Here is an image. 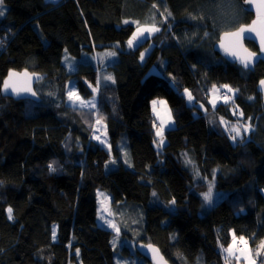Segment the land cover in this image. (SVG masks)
Instances as JSON below:
<instances>
[{"label": "trees", "instance_id": "obj_1", "mask_svg": "<svg viewBox=\"0 0 264 264\" xmlns=\"http://www.w3.org/2000/svg\"><path fill=\"white\" fill-rule=\"evenodd\" d=\"M3 6L0 89L10 71H45L33 72L40 76L37 102L0 93V264H115L112 233L96 222V191L108 193L112 185L123 198L114 213L142 234L136 245L157 247L169 264H225L217 244H228L231 232L250 246L264 239V107L256 91L264 63L244 71L213 49L224 32L251 21L244 0H62L57 6L3 0ZM151 25L160 31L127 48L137 26ZM110 51L114 60L105 56ZM64 53L78 60L76 69L62 63ZM97 55L101 64L88 62ZM157 62L208 111L188 106L168 79L148 75ZM98 79L111 156L91 139L97 109L67 103L69 82L87 100L93 93L85 81L95 86ZM213 85L232 88L231 103L211 109L203 92ZM153 98L167 100L175 122L159 150ZM221 118L250 125L249 136L233 142ZM53 161L57 171L50 172ZM210 183L225 196L199 215Z\"/></svg>", "mask_w": 264, "mask_h": 264}, {"label": "snow or ice", "instance_id": "obj_2", "mask_svg": "<svg viewBox=\"0 0 264 264\" xmlns=\"http://www.w3.org/2000/svg\"><path fill=\"white\" fill-rule=\"evenodd\" d=\"M245 4H249L255 7L256 9V19L252 21L251 24L245 25L241 24L238 28H236L234 31H226L221 35L220 41H219V47L221 50H223L224 54L226 56L232 57L234 61H238L245 69L249 68L250 65L254 63V58L257 57L256 52L249 51L245 46H244V41L246 39H251V36H247V34H253L256 39L259 41V48L260 52L264 53V0H244ZM3 5V0H0V17L5 15V12L2 8ZM153 7L155 8L156 5L154 4ZM165 11H167L165 9ZM195 19V17H193ZM125 24L129 23L128 20L123 21ZM160 29L156 27L155 25L151 26H137L136 31L133 32L131 38L128 39L127 41V46L128 48H134L140 38L145 37V33H147L149 36L154 33L158 32ZM118 47V46H117ZM147 51V50H146ZM145 53H141V60H143ZM107 57H114L116 56L115 51H110L105 54ZM94 59H97L98 62H102L104 57L98 56L94 57ZM65 63L69 65L71 68L72 61L70 60L69 57L65 56ZM23 77V80L19 79V77ZM32 75H30L27 72H24L22 74H18L16 72L10 71L8 74V78L4 80L3 82V87L2 90L5 93H8L9 90L11 93H14L15 95L19 96L22 92H27L31 94L32 96H36L37 93L32 90L31 88V82H32ZM38 79V77H37ZM104 80H112L111 75H104L103 76ZM114 82V81H113ZM85 83H88L89 87L92 89L93 97L91 100H85L83 99L78 91L76 90V87L74 84H71L68 86L66 95L67 99L70 103V106L73 107L74 109L77 107L79 108H90V109H97V119L95 121L96 125H101L103 117L99 115V110H98V105L96 101V96L95 94L98 92L100 88V81L99 79L97 80L95 86H93L91 83H89L87 80ZM259 86L262 90H264V80H261L259 82ZM222 88L226 89L227 92H234L232 88H230L228 85H222ZM211 96L213 99L209 100V103L215 105V99L217 95L219 94V89L213 85L211 89ZM51 95V94H50ZM184 95L187 97L189 102H192L193 96L191 92L186 88L184 90ZM232 98L228 95H223V100L227 103L231 100ZM251 99V97L249 98ZM153 110L156 112V105L160 104L162 106H165L166 109V102L164 100H159L156 101L154 100L153 102ZM234 103V101H233ZM203 108L204 105H201ZM238 111V109H237ZM235 114V112H234ZM157 118L160 120V124L157 127L154 123V127H156V136L158 138V147L159 145H162L164 143L163 141V135H164V129L166 124H170L172 122V116L171 112L166 110L164 115L161 116L160 112H156ZM240 116H243V113H240ZM221 123L224 124L225 121L223 118H221ZM250 125H245L243 123L240 124H233L230 126V129L226 128V130H230V139L233 142L237 141V138L242 137V131L243 133H248L250 131ZM99 131V128H94L93 129V136L92 139L98 140L101 144H104L108 146L109 148V155L111 156V146L107 145V140H106V134L104 138H101V136L96 135L95 133ZM154 143H157L154 141ZM127 163V160L125 161ZM110 163L115 164L117 163L116 159H111ZM48 169L50 172H55L57 171V168L55 166V161L51 162L48 164ZM103 195V194H100ZM153 196H156V193H152ZM108 199L107 196H104V200L106 201ZM213 200V184H209L208 190L206 193L203 194V201L205 204H211ZM171 204H175V200L170 201ZM8 212V219L12 220L13 219V210L11 207L7 209ZM111 213L107 208L103 206V201H101V208L98 209L97 212V219L100 220L103 224H105L108 228L113 229V231L116 233V237H114L113 241V246L115 247V239L120 236V228L117 227L116 223L113 222V220L108 219V216ZM51 235L52 239H56L57 235V229L54 226L51 230ZM243 245V247L239 248V252L243 256V259L245 261V264H256V261L251 258L249 248H248V241L245 239L244 236L236 237L235 234H233V243L234 244ZM141 247H144L143 245ZM149 251L153 252V261L154 264H164L163 262V257H160L159 260H157L158 251L152 247V245H147ZM229 254H232L234 252L233 246H229L227 249H225ZM262 252H264V240L260 241V244L257 246V255H260ZM76 255L79 256V249L76 250ZM237 260L240 259V256L236 257Z\"/></svg>", "mask_w": 264, "mask_h": 264}, {"label": "rangeland", "instance_id": "obj_3", "mask_svg": "<svg viewBox=\"0 0 264 264\" xmlns=\"http://www.w3.org/2000/svg\"><path fill=\"white\" fill-rule=\"evenodd\" d=\"M2 8H3L4 12L7 10L6 7L3 6V5H2ZM153 34L154 33H152L150 36H152ZM147 36H149V35L147 33H145V37H147ZM145 37L140 38V40L138 41V43L136 45H138ZM127 48H128V46H127ZM65 56L69 57L70 60L73 62L72 65H71V68L76 69L78 60L73 59L70 56H68L67 53H64L63 56H62V63L68 68H70V67H69V65L67 63H65ZM101 56H102V54H101ZM146 56H147V52L145 53L143 60L145 59ZM97 57H98V55H97ZM115 58H116V56H114V57H112L110 59L114 60ZM82 59H85V57L83 56ZM88 62H90V63H92V64H94L96 66V64L98 63V60L97 59L93 60V58H89L88 57ZM112 62H114V61H112ZM44 71H45L44 68H39V69H34L33 70V72H37V73L38 72H44ZM147 74L148 75L151 74V75H156V76H162L165 79H168L170 86H172V88H174V90L179 91L183 95V97L185 99V102H186V104L188 106L195 105L198 108L202 109L203 112H207L208 111L209 107H207L203 103L195 102L194 97H193L192 102H189L187 97L184 95V90L186 88L180 89L179 86H177L175 84V82H174V80L172 78L167 77L166 73L164 72L163 67L159 66V62L153 64L148 69ZM70 83L74 84L72 81L69 82L68 85H67V88L70 85ZM215 86L219 89V94L217 95V97L215 99V105L214 106H213V104L209 103V100L213 99V97L210 94L211 93V89H212L213 86L210 87L207 90V92H203L204 94L207 95V103L206 104L209 105L211 107V109H216L221 104L227 105V104L231 103V101L233 100V97H234V92H227V90L222 88L221 86H217V85H215ZM67 88H66V91H67ZM222 90H225V92L228 94V96H230L232 98L227 103L223 100V95L221 93ZM91 99H87V100H91ZM154 100H156V101L164 100L166 102V109H165V106H162L160 104L156 105V112H160L161 116L164 115L166 110L170 111V107H169V104H168L167 100L164 99V98H153V99L149 100L150 111H151V114H152V116L154 118V123L158 127L159 124H160V120L157 118L156 112H154V110H153V103L152 102ZM67 103L70 106V103H69L68 99H67ZM201 105H204V107L202 108ZM77 107H78V105H77ZM194 112L196 113V110H194ZM171 116H172V114H171ZM231 122L229 120H225V123H224L225 128L230 129V126L232 125ZM233 123L234 124H238V122L237 123L233 122ZM174 126H175V122H174V118L172 116V122L170 124H166L165 125L164 133H165L166 130L172 129ZM105 127L106 126H105V124L103 122H102L101 125H96L95 122H94L92 131H93L94 128H99V131L96 132L95 134L101 136V138H104L105 134H106ZM250 131H251V127H250ZM250 131L248 133H243V131H242V137L247 138L249 136ZM227 132L230 135V130H227ZM242 137L237 138V139L239 140ZM155 138H156V142L157 143H154V147L157 150L161 149L163 146L166 145L165 136L163 135L164 143L162 145H159V147L157 146L158 145V138L156 136V127H155ZM106 140H107V145H109L107 135H106ZM97 142H98L99 146L104 147L109 152L108 146H106L104 144H101L98 140H97ZM125 144H126V140H125V138H123L121 140V144L120 145H121V149L123 150V153H124V158L128 161L130 155H129V150H128V148H127V146ZM91 156H92L91 152H88L87 153V158H90ZM213 188H214L213 189V193L215 195L214 200L212 201L211 204H207L206 206H202V208H201V210L199 212V215H203L209 208H211V206H213L214 204L219 202L225 196V192L216 190L214 186H213ZM100 194H103V195H100ZM104 196L108 197V199L106 201L104 200ZM96 200H97V212H98V209L101 208V201H103V206L105 208H107L109 210V212L111 213L108 216V219L113 220V222L116 223L117 227L120 228V236L115 239V247H114L113 246V241H114V237H116V233L113 231V229L108 228L105 224H103L100 220H98L97 219V213H96L97 225L99 227H102V228H105V229L109 230L112 233L111 244H112V249L114 251V263L115 264H150L142 256H139L136 253V240L139 237L138 235H142V234L137 232V231H134L133 229L130 230V223H124L125 222L124 221V217H120V215L114 213V211L112 209V207H115V206L123 203V198L119 194L117 189L112 185L111 190L108 193L107 192L105 193V192H103L101 190H97L96 191ZM137 213H138L137 214L138 217H141V215L143 214V212L141 210H139ZM233 234H234L233 232L230 233V241H229L228 244H223L221 242H218L217 251L224 258L225 264H245L243 256L237 250L238 242H237V244L233 243ZM262 240H264V239H262ZM259 244H260V241L258 243H256V244L252 245V246H248L249 252H250V256H251L252 259H254L256 261V264H259L260 257H263V256H260L261 254L257 255V246ZM230 245L233 246V248H234V252L232 254H229L227 251H225V249H227ZM237 256H240L239 260L236 259ZM72 264H81V262L78 259L77 262H74Z\"/></svg>", "mask_w": 264, "mask_h": 264}, {"label": "water", "instance_id": "obj_4", "mask_svg": "<svg viewBox=\"0 0 264 264\" xmlns=\"http://www.w3.org/2000/svg\"><path fill=\"white\" fill-rule=\"evenodd\" d=\"M62 0H44L45 4L49 5V6H57L58 4H60ZM244 9L251 13L252 14V19L251 21L248 23V24H251L253 20L256 19V9L254 6L252 5H249V4H245L244 3ZM246 24V25H248ZM223 35V34H222ZM247 36H251V39H246L244 41V46L246 47V42H251L254 44V46L256 47L257 51V57L254 58V63L252 65L249 66V68L245 69L243 67V65H241L238 61H234V59L232 57H229V56H226L223 52V50L220 49L219 47V41H220V38H219V41L218 43L214 46V51L215 53L220 56L221 58H223L225 61H227L228 63L230 64H233V65H236L237 67L243 69L244 71H253L255 66L258 64V62H263L264 63V53H261L260 52V48H259V41L256 39V37L253 35V34H247ZM221 37V36H220ZM247 48V47H246ZM248 49V48H247ZM249 51H251L250 49H248ZM254 52V51H252ZM13 72H16L18 74H22L24 72H27L29 73L30 75H32L33 79H32V82H31V88L33 91H35V85L37 84V82L40 80V76L38 74H35L33 72H30V71H22V72H18V71H13ZM9 74V73H8ZM8 74L7 76L5 77V79L8 78ZM38 77V79H37ZM4 79V80H5ZM19 79L23 80V77H19ZM4 82V81H3ZM2 87H3V84H2ZM1 87V89H2ZM256 91L260 94L261 96V100H262V104H263V107H264V90H262L259 86V83L257 84L256 86ZM0 93H1V96L3 98H9V99H12L14 101H20V100H32V101H38V96H32L31 94L27 93V92H22L19 96L15 95L14 93H11V91L9 90L8 93H5L3 92L2 90H0ZM144 246V247H141V246ZM147 245L149 244H143V243H138L136 245V253L139 254L140 256H142L148 263L150 264H154V261H153V255L154 253L149 251ZM151 245V244H150ZM153 248H155L157 251H158V256H157V260H159L160 257H163V255L161 254L160 250L153 246ZM163 262L164 264H169L163 257ZM262 264H264V256H263V260H262Z\"/></svg>", "mask_w": 264, "mask_h": 264}, {"label": "built area", "instance_id": "obj_5", "mask_svg": "<svg viewBox=\"0 0 264 264\" xmlns=\"http://www.w3.org/2000/svg\"><path fill=\"white\" fill-rule=\"evenodd\" d=\"M227 95V93L226 92H222V95ZM248 241V240H247ZM248 246H250V243H249V241H248ZM241 247H243V245H237V250L239 251V248H241Z\"/></svg>", "mask_w": 264, "mask_h": 264}, {"label": "crops", "instance_id": "obj_6", "mask_svg": "<svg viewBox=\"0 0 264 264\" xmlns=\"http://www.w3.org/2000/svg\"><path fill=\"white\" fill-rule=\"evenodd\" d=\"M155 33H157V32H154V34H155ZM147 37H149V36H147ZM147 37H145L144 39H146ZM144 39H143V40H144ZM96 100H97V99H96ZM92 136H93V132H92V134H91V139H92ZM92 140L98 144L97 140H94V139H92ZM101 147H102V146H101ZM103 148H104V147H103Z\"/></svg>", "mask_w": 264, "mask_h": 264}]
</instances>
